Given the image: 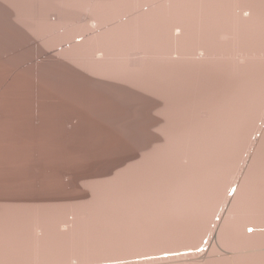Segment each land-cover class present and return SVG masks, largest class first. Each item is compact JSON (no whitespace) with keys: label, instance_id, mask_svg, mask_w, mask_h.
I'll use <instances>...</instances> for the list:
<instances>
[{"label":"bare ground","instance_id":"obj_1","mask_svg":"<svg viewBox=\"0 0 264 264\" xmlns=\"http://www.w3.org/2000/svg\"><path fill=\"white\" fill-rule=\"evenodd\" d=\"M1 8L16 37L0 53V124L36 134L55 118L127 141L80 154V171L73 155L58 167L0 149V264H264V0ZM26 219L34 236L9 234Z\"/></svg>","mask_w":264,"mask_h":264},{"label":"rangeland","instance_id":"obj_2","mask_svg":"<svg viewBox=\"0 0 264 264\" xmlns=\"http://www.w3.org/2000/svg\"><path fill=\"white\" fill-rule=\"evenodd\" d=\"M243 4L247 3L241 2ZM87 12V9H86ZM1 14L2 17L0 18V53H4V51L9 48L11 43L13 42L14 38L16 37V34L12 29L4 24V17L8 16V11L5 10V8H1ZM84 19V17L81 18V21ZM0 67H1V61H0ZM54 81L58 80V77L56 75L52 76ZM60 80V79H59ZM58 80V81H59ZM61 84L70 82L67 79L65 80H60ZM73 84V83H72ZM3 88L7 89L9 94H14L17 90L16 83L13 82H8V84L3 86ZM3 118H0V121ZM58 122V124H57ZM56 120L55 118H50L48 119L44 127L41 131H39L36 134L29 133L24 130L25 126H28L29 123L25 121H20L17 118H11L8 121H6L3 124H0V149H41L42 153L48 158V161L50 163H57L58 167L62 166L60 165V162L62 163H68L70 160L71 161L68 163V166L73 167V170L75 171H80L82 169H85L88 165L86 164V159L84 156L80 155L83 154L84 152L88 151L89 149H119L120 143H123L127 141V139H122L121 137H115V136H94V135H89V134H72L69 132H66L63 130L64 124ZM38 123L35 121L33 122V126H36ZM130 144V143H129ZM12 151H1V156H6V155H11ZM78 154V155H76ZM73 155L74 160L72 159H67V161L64 162L65 158H71ZM245 156H249V153L244 154ZM78 157V159L76 158ZM81 156V157H80ZM7 157V156H6ZM76 159V160H75ZM84 161V162H83ZM59 162V163H58ZM37 163L36 160L31 161V164ZM75 163V164H74ZM60 165V166H59ZM79 166V167H76ZM86 166V167H85ZM83 167V168H81ZM80 168V169H79ZM78 169V170H77ZM59 172V171H58ZM57 172V173H58ZM59 174H62V172H59ZM239 178V176H237ZM67 186L69 187L70 190L73 189L72 184L70 182H67ZM28 191V189H26ZM234 192V191H233ZM56 193L52 194H29L27 196H37V195H57ZM229 196H232L231 192L228 194ZM223 207H225V204H223ZM219 211V210H218ZM221 213V211H219ZM70 214V213H68ZM66 214L65 216L67 217ZM72 214L68 215L67 219L70 220H65L69 224H64L61 226L62 229H65L66 227L71 226V222L73 219ZM232 217V215H230ZM63 221V222H64ZM214 221H218V217L214 218ZM23 223H20L18 226L17 224L8 226L7 228H15L18 230L17 231L9 233L10 235H17L20 234L22 236H25L27 238H31L34 236V229H30V219H26L25 221H22ZM65 222V223H66ZM64 226V227H63ZM6 227L5 226H0V234L5 232L6 233ZM252 229L248 228L247 232L251 233ZM39 234V233H38ZM31 236V237H30ZM24 239V240H26ZM207 240L205 239L203 241V247H200L197 251L201 252L202 250L206 249L204 246L206 244ZM204 248V249H203ZM191 251V250H189ZM181 253V252H179ZM193 256V253H187ZM176 256V255H175ZM151 257V259H149ZM153 257L155 256H148L146 259H148V264H173L169 263V260L166 261L167 263H163L161 260L159 261H154L152 260ZM178 259V257H175ZM185 258V255H184ZM144 260V258H133V259H125L117 262H109V263H103V264H130L132 261H139V260ZM150 260V261H149ZM76 260H72L71 264H76ZM146 264L145 262H143Z\"/></svg>","mask_w":264,"mask_h":264}]
</instances>
